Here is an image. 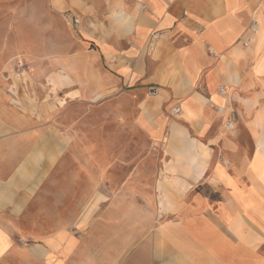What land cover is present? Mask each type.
Returning a JSON list of instances; mask_svg holds the SVG:
<instances>
[{"label":"crops","instance_id":"0c3cea01","mask_svg":"<svg viewBox=\"0 0 264 264\" xmlns=\"http://www.w3.org/2000/svg\"><path fill=\"white\" fill-rule=\"evenodd\" d=\"M28 8V26L12 19L5 39L0 19V264L18 263L17 221L48 179L54 190L78 187L79 158L62 150L128 140L133 151L115 155L96 188L93 164L113 157L81 162L86 194L116 196L78 211L72 232L60 225L20 237L37 243L25 264H264V5L32 0ZM17 52L46 55L36 61L44 79L2 78ZM40 88L67 106L98 104L81 108L82 128L108 116L115 134L60 140L58 120L35 100Z\"/></svg>","mask_w":264,"mask_h":264},{"label":"rangeland","instance_id":"374dc122","mask_svg":"<svg viewBox=\"0 0 264 264\" xmlns=\"http://www.w3.org/2000/svg\"><path fill=\"white\" fill-rule=\"evenodd\" d=\"M32 0H0V19H2L4 39L6 36L11 33V20L16 18L19 21L21 27L28 26V16L32 15L33 12H30L31 9L28 8L30 6ZM12 5V6H11ZM29 10V11H28ZM33 11V10H32ZM30 12V13H29ZM17 15V16H16ZM15 16V17H14ZM1 27V26H0ZM7 41V39H6ZM7 43V42H6ZM21 56H17V55ZM18 57V62L16 66H12L8 69V62L13 58L7 57L5 70H3L2 78L5 79L8 77L21 79L22 81H39L40 79H44L46 72L36 69V64H38L39 58H42V64L47 62L46 55H33L28 56L23 54V52H17L15 54ZM16 57V58H17ZM22 60V63L20 62ZM37 61V62H36ZM26 70V72H25ZM57 72V71H56ZM12 73V74H11ZM15 74V75H14ZM61 77V73H57ZM14 76V77H13ZM26 91V90H25ZM62 98V95L60 96ZM37 102H39L41 106L42 112L47 116L52 115L53 118L58 120V131L60 135V140H75L82 143L83 134L86 135L95 133L97 135L98 131H101L102 136L112 134L115 132V126L113 121L108 120V116H90L89 124L85 129L82 128V124H80L81 118L83 115L82 109L85 107H96L98 104H74L72 106H67L66 102L60 99H56L55 102L51 100L50 97H47V92L44 93L43 89L40 88L39 94L36 95ZM35 101V102H36ZM56 105V108L54 107ZM51 113V114H50ZM50 114V115H49ZM49 121V117H48ZM69 131V133H68ZM115 134V133H114ZM113 135V134H112ZM98 136L96 137V139ZM94 139V138H93ZM139 141V152H143L147 150V145L145 144V139H142L141 136L138 138ZM93 147H91L87 152L83 146L77 147L75 149H65L61 151V156H71L75 158H79L77 164L74 166L77 176L79 177L78 187L75 189H70L69 184H63L62 189L54 190L53 180L48 179L46 182L45 189L40 190L41 196L39 197V193H36L34 200H32L29 210L28 217L25 218L23 215L17 221L18 227L20 228L19 236L22 237L25 234L35 235L40 232V229L43 227H47V234L52 235L53 232H56L55 228H59L60 225L62 227H70L67 232H72L71 221L75 219L77 216V212L87 208V204L91 202V205L98 202L99 199H113L116 195H98L92 196L86 194L88 190L86 187V176H85V164H81L86 156H96L102 154L104 151L105 154H109V156L113 157V161L109 163H97L93 164V175L97 177V182L95 183V188L98 187V184L101 185L104 181L101 179L100 171L103 168L105 171L110 170L111 167L117 164L115 160V155L118 154H128L131 153L132 145L128 142H124L122 145L113 144L111 148L108 150H103L99 146H95L92 142ZM90 151V152H89ZM63 175V174H62ZM43 188V187H42ZM42 191V192H41ZM133 194L127 195V203L130 198H132ZM93 201V202H92ZM46 233V232H45ZM18 237V263L14 264H25L23 259H26L28 256H34L38 253L35 251L37 243L31 238L21 239ZM25 261H28L27 259Z\"/></svg>","mask_w":264,"mask_h":264},{"label":"built area","instance_id":"2783aa9c","mask_svg":"<svg viewBox=\"0 0 264 264\" xmlns=\"http://www.w3.org/2000/svg\"><path fill=\"white\" fill-rule=\"evenodd\" d=\"M261 5H264V0H257ZM74 23H77L75 20L73 21ZM243 45L245 46L246 43H243ZM220 92H223L222 88L219 90ZM178 109H174V112L177 113ZM225 129L226 130H232L233 129V123L231 121L227 122L225 125Z\"/></svg>","mask_w":264,"mask_h":264}]
</instances>
